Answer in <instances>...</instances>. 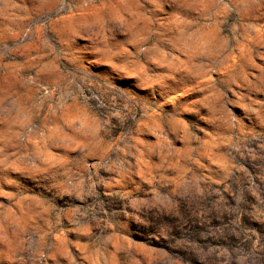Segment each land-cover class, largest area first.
<instances>
[{"label": "rangeland", "instance_id": "rangeland-1", "mask_svg": "<svg viewBox=\"0 0 264 264\" xmlns=\"http://www.w3.org/2000/svg\"><path fill=\"white\" fill-rule=\"evenodd\" d=\"M0 264H264V0H0Z\"/></svg>", "mask_w": 264, "mask_h": 264}]
</instances>
